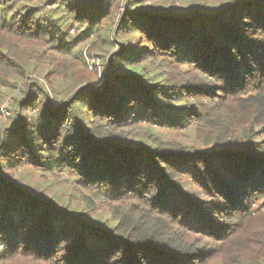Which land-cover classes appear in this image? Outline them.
<instances>
[{
    "label": "trees",
    "instance_id": "1",
    "mask_svg": "<svg viewBox=\"0 0 264 264\" xmlns=\"http://www.w3.org/2000/svg\"><path fill=\"white\" fill-rule=\"evenodd\" d=\"M201 1L0 0V264H264V0Z\"/></svg>",
    "mask_w": 264,
    "mask_h": 264
},
{
    "label": "rangeland",
    "instance_id": "2",
    "mask_svg": "<svg viewBox=\"0 0 264 264\" xmlns=\"http://www.w3.org/2000/svg\"><path fill=\"white\" fill-rule=\"evenodd\" d=\"M167 3H173V6L178 11L188 12L191 10L199 9L198 7H201L203 5L207 6V3H203L201 0H164ZM72 33V32H71ZM74 38L76 37L73 36ZM94 41V37H90L88 41H85L83 44H78V48L81 50H84L87 45L92 43ZM115 47L112 45H106L104 49L97 50L91 57L87 58L88 64H94L101 68H105L107 65V58L109 57L111 52L115 51ZM104 59H102L101 57ZM102 65V66H101ZM30 71H32L29 75L30 78H32L33 81L38 83V87L42 88L44 93H47L49 96L50 101L53 103H61L68 97H70L73 93L69 89V84L64 81H57L54 86L55 95L52 94L50 89L45 85V83L42 82V77L48 72L47 67L42 64H34L32 67H30ZM102 71V70H101ZM100 83V82H99ZM99 83H97L96 87H99ZM20 85L14 89V90H7L3 89L2 94L0 97V127L6 126L9 123L10 118L12 117V114L9 112V99L12 96H17L21 91L19 90ZM43 98V96L41 97ZM154 131L158 132V128L153 127ZM160 132V131H159ZM165 135V134H164ZM170 138V136L168 137ZM59 176H64L62 173H58ZM35 179V178H34ZM27 183L30 181V179H26ZM36 180V179H35ZM34 180V181H35ZM45 182H43V179H40L39 181H36L38 183L39 188H45V194L47 197L52 198L55 197L56 199L64 200L66 198V194L68 193V189L65 185H62L61 183H56L53 178H45ZM33 181V182H34ZM63 202V203H64ZM61 202V204H63ZM261 212V211H260Z\"/></svg>",
    "mask_w": 264,
    "mask_h": 264
}]
</instances>
